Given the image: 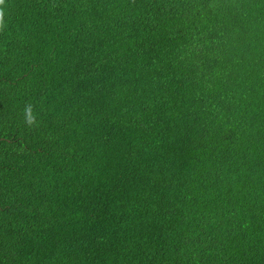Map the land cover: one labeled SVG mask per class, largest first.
Returning a JSON list of instances; mask_svg holds the SVG:
<instances>
[{
	"label": "trees",
	"instance_id": "16d2710c",
	"mask_svg": "<svg viewBox=\"0 0 264 264\" xmlns=\"http://www.w3.org/2000/svg\"><path fill=\"white\" fill-rule=\"evenodd\" d=\"M0 264H264V0H0Z\"/></svg>",
	"mask_w": 264,
	"mask_h": 264
}]
</instances>
